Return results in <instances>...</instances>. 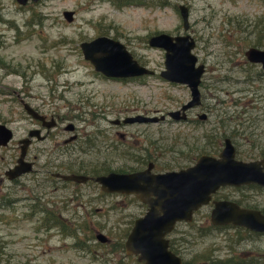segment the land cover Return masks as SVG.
Segmentation results:
<instances>
[{
  "label": "rangeland",
  "instance_id": "obj_1",
  "mask_svg": "<svg viewBox=\"0 0 264 264\" xmlns=\"http://www.w3.org/2000/svg\"><path fill=\"white\" fill-rule=\"evenodd\" d=\"M158 1L38 0L20 6L15 0H0V123L13 133L8 144L0 146V195L12 186L2 176L16 159L17 139L31 126L20 100L43 113L66 115V121H72L75 127L92 130L96 125L90 122L93 119L88 113L93 110L106 112L105 121L99 125L108 128L111 125L107 119L117 115L118 107L159 116L189 98L185 85L169 83L158 75L163 69L164 52L147 44L155 32L181 30V18L174 7L180 2L188 5V33L196 38L191 51L197 62L205 65L198 87L201 103L190 117L196 118L193 114L199 111L206 118L194 125L165 120L129 126V130L141 131L133 146L138 149L143 143L149 152L156 146L157 155H152L157 168H177L187 164L184 154L190 145L197 153L202 149L213 152L214 145L204 147L202 135H212L222 123L239 131L234 143L236 158L262 157L264 69L248 62L244 51L249 46L264 49V0H168L163 5ZM64 10L73 11L71 22L63 18ZM98 35L119 40L140 64L155 73L123 80L104 77L83 58L79 48L80 42ZM222 144L221 139L211 154L216 155ZM49 146L48 141L36 145L40 149L36 169L44 164ZM173 149L182 153L176 155ZM102 150L105 154L101 159L108 160L110 148ZM35 177L34 188L17 187L14 209L0 208V264H139L135 256L118 250V241L123 242L131 221L145 211L139 201L121 196L97 200L96 190L84 186L72 200L77 204L65 211L67 226L62 231L46 229L27 212V195L47 188L40 173ZM67 195L74 197L70 191ZM215 197L264 209L263 187H221ZM111 205L115 209H110ZM209 210V206L201 207L190 222L176 223L167 234L185 264H209L210 259L226 257L264 264V234L235 226L209 228ZM97 231L109 242L99 243L94 237ZM197 255L202 259L195 260Z\"/></svg>",
  "mask_w": 264,
  "mask_h": 264
},
{
  "label": "water",
  "instance_id": "obj_2",
  "mask_svg": "<svg viewBox=\"0 0 264 264\" xmlns=\"http://www.w3.org/2000/svg\"><path fill=\"white\" fill-rule=\"evenodd\" d=\"M24 6L38 0H15ZM183 25H188V12L180 5ZM63 18L71 22L73 11L64 10ZM150 47L164 51V65L159 76L171 82L187 86L190 98L179 109L168 112L174 119H183L184 112L200 102L198 88L204 71L202 64H197L196 56L191 52L194 41L188 34L171 36L165 32L153 34L147 40ZM82 56L93 69L109 78L137 77L152 75L154 70L138 63L126 46L117 39L99 35L79 43ZM246 60L259 64L264 69V49L249 46L244 51ZM27 114L43 119L27 103H23ZM203 116V115H202ZM155 116H134L129 121L156 122ZM52 123V122H50ZM49 123V124H50ZM38 135L37 129L28 132V138ZM12 131L0 123V146H5L12 139ZM28 138L20 140L21 152L16 164L6 171L9 178L30 170V163L23 157ZM38 138H42L38 135ZM151 164L147 168L131 173L110 172L99 175L94 180L107 192L132 194L139 202L146 205L145 212L137 217L128 234L123 248L126 255L136 256L140 264H182V258L168 248V238L176 223L190 222L193 213L208 204L220 187L255 184L264 187V157L253 160L236 158L235 147L229 137L223 139V145L216 155L200 154L195 162L179 170L154 173ZM66 180L84 181L87 177L76 174L60 175ZM212 207L208 214L213 226H239L252 232L264 234V213L259 209L243 206L229 199L211 200ZM95 238L100 242L108 239L101 232Z\"/></svg>",
  "mask_w": 264,
  "mask_h": 264
},
{
  "label": "flooded vegetation",
  "instance_id": "obj_3",
  "mask_svg": "<svg viewBox=\"0 0 264 264\" xmlns=\"http://www.w3.org/2000/svg\"><path fill=\"white\" fill-rule=\"evenodd\" d=\"M157 3L159 5H163L164 3H168V0H159ZM180 5L186 7L188 14H189V9L186 2H180L179 4L174 6L181 18V30L175 29L173 30V32H167V31L164 32L165 33L167 32V34L171 36L188 34L190 38L193 39L195 46L196 44L195 36L188 33L189 30L191 29L189 20L186 28L183 25V21L179 9ZM160 32L162 31L155 32L154 34ZM197 64H202V63H198L196 61V65ZM163 65H164V60H163ZM203 67L205 70V65H203ZM138 77H143V76H138ZM138 77H123V78L112 77L111 79L123 80V79H131ZM165 81L169 83L181 84L177 82H171L168 80ZM189 97H190V92H189ZM20 101L22 104V108L28 117V120L31 122V126L28 129H26V135H23L22 137L17 139L18 152L14 163L3 171L4 176H2V179L5 178L6 180H8L10 182L9 184H12V186L9 185L7 187V192L2 193L0 195V208L14 209V202L16 201L14 197V193L16 192L17 187L23 190H25L26 187L30 189L31 187L34 188L36 184L35 176L37 175V173H40L44 177V180L46 181L47 188H44L43 192H40L39 194L33 192L32 195L29 194L27 195V199L29 200L27 212L29 218H31L34 222H36V224L46 229L54 228L56 230L59 229L62 231L63 228L67 226L68 220H64L65 211H68L69 206H72L73 203L77 204V202H72V200L74 198L77 199V196L81 194L82 190H84L83 189L84 186L91 185L96 190L94 196L98 197L97 200H102L106 197H112V196L131 197V198L133 197L134 199H136L132 194H126L121 192H107L102 190L100 188L99 183H97L94 180L96 176L105 175L110 172L122 174V173L141 171L147 168L149 164H151L150 169L154 173L165 172L170 170H179L193 164L196 158L200 154H211V151L208 152V149L207 150L202 149V151L197 153V151L195 150L193 151V149H195L196 147L194 145H190L188 148V153L184 154V158L187 159L188 161L187 164L178 166L177 168L158 169L156 166V160L152 155L153 153L157 155V147L154 146L151 152H149L148 145L145 146L143 143L140 145L138 149L135 148V145L133 146V143H137L138 133L139 132L141 133V131H138L136 129L134 130L127 129L129 126L132 125H142L148 123L144 121L128 120V118L134 116H148L142 110H139L137 108L131 109L126 106L116 108L117 115H115L111 119H107V122H109V124L111 125L108 128H102L99 125L101 121H105V118L103 116L106 112L104 111L98 112L96 110H93L92 113H88V114L93 119V121L90 122L95 124L96 127H91L92 130H89L87 129V127H75L72 121H66L68 120L66 115H60L54 111H51L49 113L47 112L43 113L42 111L39 110V108H35V107L33 108L30 104L27 103L34 111H36L38 115H41L43 117V119L34 118L31 115L27 114L26 110L24 109L23 103L26 102L22 100ZM200 103H201V93H200V102L198 104L190 108H187L184 112H180V115L181 113H184L183 119L172 118L171 116L168 115V112L172 110H169L166 112L165 115L161 114L157 116L159 118L158 121L171 120V121H178L183 123L190 122L192 125H194L196 122L202 121L206 118V114L203 112L199 113V111H195V113L193 114V116H196V118L190 117V113L194 109L199 107ZM181 105L177 109H179ZM111 110H113V107ZM120 112L123 113L120 114ZM80 116L81 115H76L75 117L77 119H80L81 118ZM59 125L61 126L59 127ZM191 128L195 130V128L197 127H191ZM32 129L33 130L37 129L38 135L42 138H38L37 134H34L33 136L28 138V132ZM202 136L204 138V144H205L204 147L207 148V146H211L212 136L208 134H203ZM25 138H28V142L26 144V149L23 159L25 162L30 163V170L28 172L22 173L19 176L9 178L8 175L6 174V171L12 168L16 164L17 159L21 152L20 140ZM44 141L50 142V146L48 150L45 152L46 158L44 160V164L36 169L35 166L37 165L36 164L37 160L40 158L37 155L39 154L40 149H38L36 145ZM141 141H143V134H141ZM105 147L110 148V152H109L110 157L108 160L101 159V156L105 154V151L102 150ZM30 150H32L33 153H30ZM166 151H167L166 149L163 150V153ZM173 151L176 155L182 153L179 149H173ZM66 174L82 175L87 177V179H85L84 181H75V180H66L60 177V175H66ZM68 191H70L71 194H73L74 196L73 198L71 199L68 198L67 195ZM215 193L212 194L211 200L218 199L215 197ZM220 199H225V198H220ZM211 200L208 204L204 206H209L211 209L212 207ZM69 201L71 202L69 203ZM79 203L81 204L83 202L79 201ZM141 205L146 210V205L143 203H141ZM121 208H122V203L119 204L118 209ZM110 209H115V206L111 205ZM136 218H134L131 221L132 223L129 226L128 231L124 232L123 237L124 236L126 237ZM96 233H98V231L94 233V237ZM98 242L105 244L109 242V239L106 242H100V241ZM123 242H121V245L119 247L120 242L118 241V250L123 249L124 252ZM168 248L172 251L170 247L169 239H168Z\"/></svg>",
  "mask_w": 264,
  "mask_h": 264
},
{
  "label": "trees",
  "instance_id": "obj_4",
  "mask_svg": "<svg viewBox=\"0 0 264 264\" xmlns=\"http://www.w3.org/2000/svg\"><path fill=\"white\" fill-rule=\"evenodd\" d=\"M221 125H222V123H221ZM221 125H219V127L216 126V127H218L219 130L214 129V132L211 135L212 136V144L211 145H214V150H213V152L211 151L212 153L216 152L215 148H218L217 145H218L219 141L221 139H223L224 137H229L231 139L232 143L236 144L237 135L239 134V131H238L237 127H224V126H221ZM259 156L264 157V149H262L259 152ZM256 187H258V186H256ZM236 202L239 203L240 205H244V204H241L238 201H236ZM245 206H247V205H245ZM249 207L257 208L256 206H249ZM258 209H260V208H258ZM260 211L264 213V209L263 208L260 209ZM212 227H215L217 229L218 228H222V227H217V226H212V225L209 226V228H212ZM173 243H174V240L172 241V243H170V247H171L172 251L175 253L176 249L174 248ZM120 245H121V243H119V247H120ZM194 258H195V260L196 259L197 260L202 259V257L199 256V255H197V257H194ZM245 262H247V261H245V259H241L239 257H226L225 259H220V258H218V259H215V258L214 259H210L209 264H246ZM183 264H185V263L183 262ZM252 264H254V263H252Z\"/></svg>",
  "mask_w": 264,
  "mask_h": 264
},
{
  "label": "bare ground",
  "instance_id": "obj_5",
  "mask_svg": "<svg viewBox=\"0 0 264 264\" xmlns=\"http://www.w3.org/2000/svg\"><path fill=\"white\" fill-rule=\"evenodd\" d=\"M33 3V2H32ZM21 6V5H20Z\"/></svg>",
  "mask_w": 264,
  "mask_h": 264
}]
</instances>
